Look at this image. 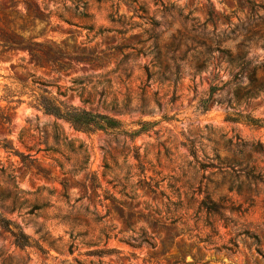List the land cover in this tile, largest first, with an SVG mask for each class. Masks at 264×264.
Listing matches in <instances>:
<instances>
[{"label":"rangeland","instance_id":"374dc122","mask_svg":"<svg viewBox=\"0 0 264 264\" xmlns=\"http://www.w3.org/2000/svg\"><path fill=\"white\" fill-rule=\"evenodd\" d=\"M254 1L0 0V33L46 43L66 65L52 72L0 46V107L6 88L16 100L42 82L127 131L152 124L134 139L86 133L28 94L12 103L7 137L23 156L0 144V264H264V93L237 101L228 88L201 105L231 80L217 47L238 54L250 39L248 57L264 62V0ZM116 3L125 25L109 17ZM239 112L262 126L227 120ZM65 137L88 147L86 170ZM3 220L34 244L17 245Z\"/></svg>","mask_w":264,"mask_h":264},{"label":"trees","instance_id":"16d2710c","mask_svg":"<svg viewBox=\"0 0 264 264\" xmlns=\"http://www.w3.org/2000/svg\"><path fill=\"white\" fill-rule=\"evenodd\" d=\"M101 1L102 0H97V2ZM247 1L253 6V8L257 7V4L254 0ZM24 4L26 7V14L30 16V5L27 2H24ZM82 4L83 7H85L86 3L82 2ZM172 5L174 4L172 3ZM119 6V3L113 5L114 11L110 14L109 17L113 22H121L123 25H125L127 24L125 20L122 21L121 17L117 19L115 17L118 14ZM83 14L84 17H90L86 12H84ZM60 18L63 17L60 16ZM248 40L242 41L240 43L239 46L241 48V52H239L238 54H233L230 49H219V47H217L216 50H219L224 55V58L229 65L231 80L224 82L223 86L221 87L214 84L210 86L209 98L203 99L201 101V105L204 109H207V104L211 101L212 96L219 91H223L224 89H233L234 100L237 101L253 99L259 97L264 93V75L259 76V72H262L264 74V62L254 64L253 60L248 57L249 51L246 50ZM0 46H2L4 49L16 48L27 51L30 54L32 61L34 62V65L37 67L44 68V65H42L41 61V58H43L44 62H46V64L51 67L52 72H59L60 70H64L66 68V65L64 63H55V61L51 59L50 53L44 51L43 47H48V49H51L50 46L43 42H37L33 41L32 39H27L19 31L12 29L10 30V32L0 33ZM245 73L247 74L246 78L248 80V83L246 85L242 83ZM73 82L77 83L76 80H74ZM34 83H36V81ZM23 84L24 87L27 86L26 83ZM24 94H28V96L32 98L30 103H33L38 108L42 109L45 113L54 115L56 118L69 123L70 126L76 131H83L86 133H93L95 131H110L117 134H123L131 139H134L137 135L147 132L149 130L147 127L152 125L150 122L142 121L138 123L142 126L140 129L127 131L124 129L121 122L112 117L103 114H94L86 109H82L59 100L54 95H52V93L42 82H39V85L36 86V89H31L30 93L26 91L20 92V95H18V99L16 100L11 98L17 95L12 94V90L6 88V92L1 99L7 104L4 107H0V127L6 130L7 133L4 137L0 138V144L7 151H10L19 156L23 155L9 143L7 134H10V130L8 127L12 123L9 113L14 114L17 107L12 106V103H17V105L22 103L23 100L21 99V96ZM227 102L228 106L232 104V100L230 99ZM227 120L233 122L243 121L253 126H262L260 119L254 118L250 115H243L240 112L229 114L227 116ZM77 141L78 140H73L65 137V147L71 152H77L82 156L81 161L79 162V170H86L89 166L90 161L89 149L83 142H79L78 145L75 146V143H77ZM90 179L96 187L101 186L98 177L95 174H91ZM203 204L208 203L206 201H203ZM2 223L5 228L10 229L11 223L9 221L3 220ZM13 226L14 229H10V231L14 236L17 245L25 247L34 244L30 237L27 236L18 225L14 224Z\"/></svg>","mask_w":264,"mask_h":264}]
</instances>
